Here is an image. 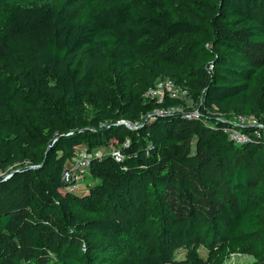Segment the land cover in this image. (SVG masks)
<instances>
[{
  "label": "trees",
  "instance_id": "obj_1",
  "mask_svg": "<svg viewBox=\"0 0 264 264\" xmlns=\"http://www.w3.org/2000/svg\"><path fill=\"white\" fill-rule=\"evenodd\" d=\"M81 2L0 0V179L34 167L0 182V264H264L263 136L230 124L264 126V0ZM164 78L197 117L146 119L183 106L144 98ZM110 145L122 159L93 157L86 193L67 191L77 148Z\"/></svg>",
  "mask_w": 264,
  "mask_h": 264
},
{
  "label": "built area",
  "instance_id": "obj_2",
  "mask_svg": "<svg viewBox=\"0 0 264 264\" xmlns=\"http://www.w3.org/2000/svg\"><path fill=\"white\" fill-rule=\"evenodd\" d=\"M208 70L212 71V65H209ZM144 98L148 101H152L156 103L157 105H160L165 98H169L172 100H178L181 102H184L185 100H190V93L187 88L181 87L177 85L174 81L164 78L159 79L155 82L154 86L149 88L145 94ZM182 106H176L175 108L170 109H155L151 114L147 115L146 119L151 120L157 116H165L170 115L175 112L179 113H185L182 110H180ZM186 118L190 117H197L198 111L194 110L190 113L184 114ZM264 118V116H263ZM145 119V120H146ZM230 124L238 127V126H255L259 129V132L256 133L257 137L263 136V129L264 126L257 123V121L251 117V116H238L231 119ZM246 121H250L249 123H246ZM120 123V122H119ZM125 125H128L125 122H121ZM237 124V125H235ZM133 128H135V125H133ZM231 133V135H230ZM261 133V134H260ZM227 134L230 135V141L234 144H243L248 141V137L244 134L239 133L235 129L227 130ZM76 157L66 166L62 172V182L66 187H75L76 184L83 181L84 177L88 173V168L90 161L93 157L100 158L102 154L97 155H90L87 153L84 149H79L76 151ZM110 156H112L115 160L119 161L122 159L120 151L114 149L112 153H110Z\"/></svg>",
  "mask_w": 264,
  "mask_h": 264
},
{
  "label": "rangeland",
  "instance_id": "obj_3",
  "mask_svg": "<svg viewBox=\"0 0 264 264\" xmlns=\"http://www.w3.org/2000/svg\"><path fill=\"white\" fill-rule=\"evenodd\" d=\"M84 1L85 0H83V2ZM87 1L89 2L91 8L94 11H96V10L100 9L101 7H103L108 0H87ZM126 1L134 2V3L142 6L150 14H157L159 12V9H160L159 0H126ZM62 2H63V0H25V3L27 5L38 3V4H50V5H54V6H59L62 4ZM83 2H81L80 5H83ZM151 52H152L151 49L149 47H147L146 45L140 46L138 54L141 57V61L139 62V64L136 67V70H135V80L136 81H144L145 77L148 75L151 64H152V59L150 57ZM194 107H195V105L191 99L188 101L185 100L183 102V106L180 108V110H182L184 112V111H186V109H194ZM230 121H232V120H230ZM249 122L250 121H246V123H249ZM209 124L210 123H207V125H209ZM235 125H237V124H235ZM262 131H263L262 132L263 133V140L262 141L264 143V129ZM230 135H231V133H230ZM230 135H228L229 140L231 137ZM80 148L81 147H78L76 151H78ZM115 148H116L115 145H110L107 148L96 149L95 151H93L92 155H97V154L106 155V154L112 153ZM75 154H74V157H76ZM69 163L70 162L66 163L65 166H68ZM91 185H92V182L90 181L89 175L87 173L86 176L84 177L83 181L76 184L74 188L73 187H65V189L67 191L71 190L74 192H78V193H80L81 196H83L86 193L88 187H90ZM150 219H151V222L157 221L156 220V214L151 213ZM133 246H135V245H133ZM256 262H257L256 257L249 256L246 254L234 253V254L227 255L223 259L221 264H256Z\"/></svg>",
  "mask_w": 264,
  "mask_h": 264
},
{
  "label": "water",
  "instance_id": "obj_4",
  "mask_svg": "<svg viewBox=\"0 0 264 264\" xmlns=\"http://www.w3.org/2000/svg\"><path fill=\"white\" fill-rule=\"evenodd\" d=\"M129 128L131 127H133V126H130V125H127ZM30 169H34V167H25V168H23V169H20V170H16V171H14V172H12V173H9L8 175H6L5 177H3L2 179H0V182L1 181H4V180H6L7 178H9L13 173H15V172H18V171H24V170H30Z\"/></svg>",
  "mask_w": 264,
  "mask_h": 264
}]
</instances>
